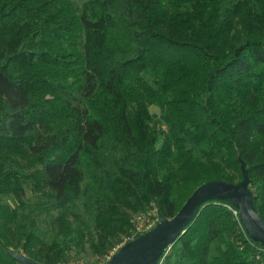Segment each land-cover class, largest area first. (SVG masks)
<instances>
[{
  "label": "trees",
  "instance_id": "trees-1",
  "mask_svg": "<svg viewBox=\"0 0 264 264\" xmlns=\"http://www.w3.org/2000/svg\"><path fill=\"white\" fill-rule=\"evenodd\" d=\"M241 162L264 220V0H0V264L108 259ZM234 211L204 203L159 264H264Z\"/></svg>",
  "mask_w": 264,
  "mask_h": 264
},
{
  "label": "water",
  "instance_id": "water-1",
  "mask_svg": "<svg viewBox=\"0 0 264 264\" xmlns=\"http://www.w3.org/2000/svg\"><path fill=\"white\" fill-rule=\"evenodd\" d=\"M240 170L242 180L238 183L217 180L199 186L172 219L159 215V222L154 228L122 245L107 264H159L162 255L185 232L202 205L210 201L230 202L245 233L253 242L264 246V220L253 205L250 179L243 162ZM8 255L18 264H39L11 251Z\"/></svg>",
  "mask_w": 264,
  "mask_h": 264
},
{
  "label": "rangeland",
  "instance_id": "rangeland-1",
  "mask_svg": "<svg viewBox=\"0 0 264 264\" xmlns=\"http://www.w3.org/2000/svg\"><path fill=\"white\" fill-rule=\"evenodd\" d=\"M83 1H85V0H81V2H83ZM161 44H164V43H161ZM196 54H197V51H195L194 49H191V48H169V49L165 50L166 56L174 57V58H178V57L180 58V57H185V56H194ZM150 112L152 114H158L159 110L156 107H151ZM25 201H26V203H30V204L38 203V196L32 194L29 187L26 188ZM8 203L11 205H15L14 201H12V200H9ZM143 215L144 214H135L133 216L134 226H135L136 221L141 222V224H143V220H142ZM35 216H36V232H37V234L40 237H44L47 242H50L53 239L55 232L51 229V227L49 225V216L41 215V214H37ZM146 217L153 219V221H154L152 225H150V226L146 225V227L144 229V230L149 231L152 228H154L156 226V224L159 222L158 211L152 210L150 212V214L147 215ZM147 231H145L144 233H146ZM136 234L137 233H136V228H135L132 236L130 238H125L122 245L126 244L127 241L132 240V238H134V236ZM108 260H109V258L105 259V260H97L90 252H87L86 254L80 255V257L78 259L71 258L68 263L69 264H107Z\"/></svg>",
  "mask_w": 264,
  "mask_h": 264
},
{
  "label": "built area",
  "instance_id": "built-area-1",
  "mask_svg": "<svg viewBox=\"0 0 264 264\" xmlns=\"http://www.w3.org/2000/svg\"><path fill=\"white\" fill-rule=\"evenodd\" d=\"M234 214H235L236 217H238L237 211L236 212L234 211ZM146 216L147 215H143V219H142L143 220V224H141V222H137L136 221L135 228H136V233L137 234L135 236H138L140 234H143L145 231H147V230H144L145 227H146V225L150 226V225L153 224V222H154L153 219H150V218H148ZM238 220H239V217H238ZM239 223H240V225H242L241 222H240V220H239Z\"/></svg>",
  "mask_w": 264,
  "mask_h": 264
}]
</instances>
